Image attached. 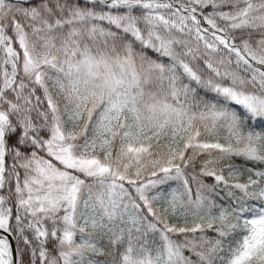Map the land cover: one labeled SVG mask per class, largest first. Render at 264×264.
<instances>
[{
    "label": "snow or ice",
    "instance_id": "1",
    "mask_svg": "<svg viewBox=\"0 0 264 264\" xmlns=\"http://www.w3.org/2000/svg\"><path fill=\"white\" fill-rule=\"evenodd\" d=\"M0 264H264V0H0Z\"/></svg>",
    "mask_w": 264,
    "mask_h": 264
},
{
    "label": "trees",
    "instance_id": "2",
    "mask_svg": "<svg viewBox=\"0 0 264 264\" xmlns=\"http://www.w3.org/2000/svg\"><path fill=\"white\" fill-rule=\"evenodd\" d=\"M238 163H239V161H238Z\"/></svg>",
    "mask_w": 264,
    "mask_h": 264
}]
</instances>
